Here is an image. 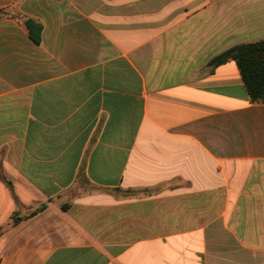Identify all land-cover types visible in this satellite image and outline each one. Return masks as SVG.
<instances>
[{
  "label": "crops",
  "instance_id": "1",
  "mask_svg": "<svg viewBox=\"0 0 264 264\" xmlns=\"http://www.w3.org/2000/svg\"><path fill=\"white\" fill-rule=\"evenodd\" d=\"M261 40L264 0H0V264H264V103L211 65Z\"/></svg>",
  "mask_w": 264,
  "mask_h": 264
},
{
  "label": "trees",
  "instance_id": "2",
  "mask_svg": "<svg viewBox=\"0 0 264 264\" xmlns=\"http://www.w3.org/2000/svg\"><path fill=\"white\" fill-rule=\"evenodd\" d=\"M228 59L237 62L251 101L264 103V40L236 45L213 58L211 65L217 66ZM45 207L43 204L29 214L33 215ZM24 217L16 212L8 224H17ZM4 228L0 226V236Z\"/></svg>",
  "mask_w": 264,
  "mask_h": 264
}]
</instances>
